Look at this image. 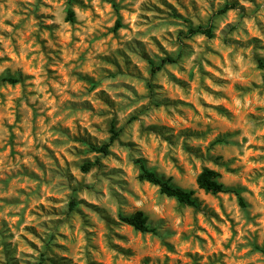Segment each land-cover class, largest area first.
I'll use <instances>...</instances> for the list:
<instances>
[{"label":"rangeland","instance_id":"1","mask_svg":"<svg viewBox=\"0 0 264 264\" xmlns=\"http://www.w3.org/2000/svg\"><path fill=\"white\" fill-rule=\"evenodd\" d=\"M0 264H264V0H0Z\"/></svg>","mask_w":264,"mask_h":264},{"label":"trees","instance_id":"2","mask_svg":"<svg viewBox=\"0 0 264 264\" xmlns=\"http://www.w3.org/2000/svg\"><path fill=\"white\" fill-rule=\"evenodd\" d=\"M231 4H226L221 11H225L227 8L231 7ZM73 16V12H68V19ZM189 34L202 33L204 35H211V26L197 25L196 27H191L188 30ZM176 58L172 56H166L162 59L161 63H172L175 62ZM160 66H155L153 63L151 65V71H155ZM4 80L9 82H14L15 80L10 77L4 78ZM108 143H104L99 147H93V149L97 152L106 153ZM218 173L210 168H203L202 171L196 177V184L199 189H202L205 192L216 194L219 192H236V190L232 187L225 186L223 183L219 182ZM139 178L142 180H146L154 185L159 187V191L166 196L174 197L179 203L190 205L193 207L198 206L197 199L194 197V190L182 189L173 183H171L169 178H164L158 175L154 170L145 167V165L140 164V172ZM238 201L240 205H244L243 199L238 196ZM120 220L126 224L132 226L135 230L140 232H154L155 229L148 225L146 216L141 212L137 211L132 215H120Z\"/></svg>","mask_w":264,"mask_h":264}]
</instances>
